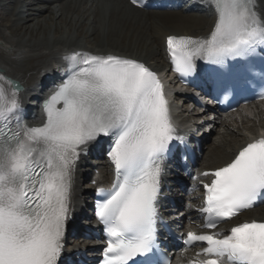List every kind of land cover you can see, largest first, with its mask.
Segmentation results:
<instances>
[{
  "label": "snow or ice",
  "instance_id": "snow-or-ice-1",
  "mask_svg": "<svg viewBox=\"0 0 264 264\" xmlns=\"http://www.w3.org/2000/svg\"><path fill=\"white\" fill-rule=\"evenodd\" d=\"M138 0H132L136 4ZM216 20L207 38L168 36L174 71L195 72L194 58L213 66L212 83L229 61H250L264 49V18L255 0H209ZM68 75L44 103L42 126L20 122L19 86L0 77V264H57L69 219L71 173L80 154L110 137L114 169L97 191L95 216L104 226L103 264H144L158 250L161 164L175 133L157 75L144 63L115 55L75 53ZM85 65L80 67L79 65ZM4 83L8 85L4 87ZM15 121V126H13ZM203 185L204 227L215 229L264 195V139L248 143L210 173ZM203 258L195 264H264V222L220 232H189ZM201 253H197L200 256Z\"/></svg>",
  "mask_w": 264,
  "mask_h": 264
},
{
  "label": "bare ground",
  "instance_id": "bare-ground-1",
  "mask_svg": "<svg viewBox=\"0 0 264 264\" xmlns=\"http://www.w3.org/2000/svg\"><path fill=\"white\" fill-rule=\"evenodd\" d=\"M196 1L202 5L199 6L202 9L199 15L137 10L128 0H0L1 12H9L10 9L5 7H12L10 18L13 21L8 26L10 18H0V76L16 80L22 86L18 99L20 105H24L42 80L53 73V64L61 63L66 56L75 53L131 58L158 73L166 67V37L207 38L214 26L216 14L213 7L207 0ZM255 2L258 15L264 18V0ZM28 57H33L34 62L29 67L25 60ZM257 114L260 116V112ZM35 119L36 116L32 121ZM238 120L242 125L247 123L243 118ZM218 126L224 128L225 124L220 122ZM225 135L229 138L219 134L215 138L212 136V144L205 151L200 171L223 166L249 138H254V135L233 138L229 131ZM91 147L89 143L86 151ZM82 153L71 173L69 216H78L82 212L85 193L80 187L82 181L95 178L101 186L111 177L104 162L96 167L98 175L90 174ZM190 199L195 202L194 197ZM190 210L185 209L184 213L192 214ZM250 215L253 220L264 221V206L253 210ZM71 247L72 250L78 248L77 245Z\"/></svg>",
  "mask_w": 264,
  "mask_h": 264
},
{
  "label": "rangeland",
  "instance_id": "rangeland-1",
  "mask_svg": "<svg viewBox=\"0 0 264 264\" xmlns=\"http://www.w3.org/2000/svg\"><path fill=\"white\" fill-rule=\"evenodd\" d=\"M9 12H1V10H0V18H4V16L5 17H7V18H10V15H11V12H12V7H9ZM3 15V16H2ZM11 23H13V21H12V19L10 18L9 19V24H8V26L11 24ZM9 31V30H8ZM8 31H6L7 33H8ZM13 55H15V53H13ZM28 59H30V60H28ZM33 57H28L27 59H25L26 61H28V63H27V65H28V67L29 66H32L33 64H34V62H33ZM32 64V65H31ZM247 121H250V122H252V123H254L256 126H259V122H260V119L256 116V115H251L250 114V118H248V120ZM226 124V129H228V131H231V132H233L234 134V136L236 135V131H237V128L240 130V132H241V134H243V135H245V134H248L249 135V133L246 131V129L244 128V127H242V126H240L239 124H236V123H234V122H226L225 123ZM245 127H248L249 129H251V127H252V125H250L248 122L246 123V125H245ZM220 134H224L223 132H224V129H221L220 131ZM224 136H226V135H224ZM236 138H239V137H237V136H235ZM226 138H229V137H227L226 136ZM84 186H86V183H84V184H82V187H84Z\"/></svg>",
  "mask_w": 264,
  "mask_h": 264
}]
</instances>
